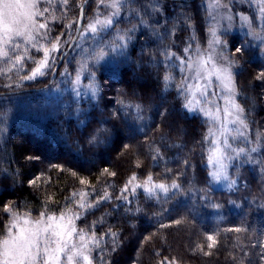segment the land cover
<instances>
[{
	"label": "trees",
	"instance_id": "1",
	"mask_svg": "<svg viewBox=\"0 0 264 264\" xmlns=\"http://www.w3.org/2000/svg\"><path fill=\"white\" fill-rule=\"evenodd\" d=\"M43 6L53 26L0 64V243L12 221L44 219L73 226L91 264H264V29L249 7L226 6L260 44L247 33L221 43L246 126L238 148L257 153L221 190L210 123L189 113L183 87L207 42V4L128 0L106 31L79 36L52 83L59 59L43 79L30 76L70 37L61 57L77 24L69 34L57 2ZM16 91L27 92L3 94Z\"/></svg>",
	"mask_w": 264,
	"mask_h": 264
},
{
	"label": "rangeland",
	"instance_id": "2",
	"mask_svg": "<svg viewBox=\"0 0 264 264\" xmlns=\"http://www.w3.org/2000/svg\"><path fill=\"white\" fill-rule=\"evenodd\" d=\"M50 1L57 2L61 7L63 23L67 25L68 33L71 34L79 18L78 7L84 0L81 2L80 0H0V64H4L3 60L7 53L16 51L22 41H32L44 35L45 30L53 26L52 18L47 20L42 16V14L48 15L49 11L43 12V4ZM127 1L93 0L89 3L84 30L81 32L83 38L87 41L92 35L106 31L116 21L119 8ZM201 3L207 4L208 20H203L202 29L207 35V42L205 44V40H201V46H198L200 43L197 42L198 55L188 66L183 87L188 93L189 113L205 117L211 126L212 154L209 163L211 182L218 189L231 190L232 187L235 188V183L230 179V168L235 163L241 167V158L248 161L247 157L254 158L257 152L251 150L252 153L248 154L247 151L238 148L239 143H246V126L237 102L233 64L226 55L230 45L221 43L223 41L221 38H224L221 35L247 33L251 45H258L262 41V33L261 36L255 34L249 27V18L246 15L234 16L226 6L228 4L248 6L257 21L258 28L263 31L264 0H201ZM151 9L152 6L149 5L148 10ZM49 14L53 16L52 13ZM40 31L44 33L41 34ZM191 36L196 39L193 34ZM69 38L65 37L64 41L48 49L44 59L30 76L31 81L37 78L43 79L49 74L56 59H60L57 57ZM234 41L239 49L240 42ZM223 48L226 50L224 51ZM58 63L57 61L54 68ZM262 85L264 86V82ZM240 167L237 169L239 170ZM5 173L6 171H2L0 176L7 177ZM4 187L10 188L6 184ZM151 187L147 186L148 193L154 192ZM46 221L31 218L12 221L4 241L0 243V264H91L84 246L75 239L73 226L64 227L63 224L55 225ZM261 246L260 256L264 258V241L261 242Z\"/></svg>",
	"mask_w": 264,
	"mask_h": 264
},
{
	"label": "water",
	"instance_id": "3",
	"mask_svg": "<svg viewBox=\"0 0 264 264\" xmlns=\"http://www.w3.org/2000/svg\"><path fill=\"white\" fill-rule=\"evenodd\" d=\"M93 0H85L83 5L80 8V13H79V18H78V23H77V28L75 30V34L70 42V44L68 45V48L66 49V51H64L61 54V57L59 59V63L56 66L55 70H54V75L52 78L51 83L55 80L57 73L60 69V67L62 66L65 58L69 55V53L71 52V50L76 46L78 38L82 32L83 26H84V22H85V12L86 9L88 7V4L91 3ZM165 1H169V2H181V3H185V4H190V3H194L198 0H165ZM27 91H19V92H12V93H4V95H18L21 93H26Z\"/></svg>",
	"mask_w": 264,
	"mask_h": 264
}]
</instances>
